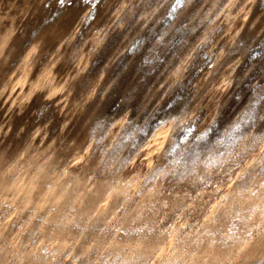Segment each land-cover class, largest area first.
I'll return each instance as SVG.
<instances>
[{"label":"rangeland","instance_id":"obj_1","mask_svg":"<svg viewBox=\"0 0 264 264\" xmlns=\"http://www.w3.org/2000/svg\"><path fill=\"white\" fill-rule=\"evenodd\" d=\"M261 97L264 0H0V264H264Z\"/></svg>","mask_w":264,"mask_h":264},{"label":"snow or ice","instance_id":"obj_2","mask_svg":"<svg viewBox=\"0 0 264 264\" xmlns=\"http://www.w3.org/2000/svg\"><path fill=\"white\" fill-rule=\"evenodd\" d=\"M55 2L57 3V5L59 7H63V6H65L66 3H68V0H55ZM83 2L85 4H88V5L92 6L94 8V6L99 2V0H83ZM50 6H51L50 3L46 4V7H50ZM255 55L259 56V55H261V53L256 52ZM250 58H254V57H250ZM260 99H264V97H261ZM253 107H255V106H253ZM161 123L163 124L165 122H161ZM238 129H239V125L236 126L235 130H238ZM191 131H193V129H189V132H191ZM197 139L203 140L204 137L203 136H199V137H197Z\"/></svg>","mask_w":264,"mask_h":264}]
</instances>
